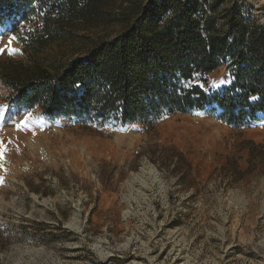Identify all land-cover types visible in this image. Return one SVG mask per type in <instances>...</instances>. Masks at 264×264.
<instances>
[{"label":"rangeland","instance_id":"rangeland-1","mask_svg":"<svg viewBox=\"0 0 264 264\" xmlns=\"http://www.w3.org/2000/svg\"><path fill=\"white\" fill-rule=\"evenodd\" d=\"M219 1L264 23V0ZM154 2L108 0L100 18L62 22L39 54L30 38L51 3H14L0 12V66H59ZM203 79L209 96L232 82L228 65ZM20 97L0 76V264H264V113L234 125L210 104L122 123L51 116Z\"/></svg>","mask_w":264,"mask_h":264},{"label":"trees","instance_id":"trees-1","mask_svg":"<svg viewBox=\"0 0 264 264\" xmlns=\"http://www.w3.org/2000/svg\"><path fill=\"white\" fill-rule=\"evenodd\" d=\"M24 1L0 0V12ZM46 1L51 4L42 17L44 25L30 38L29 48L36 54L65 36L62 22L100 18L108 2ZM161 2L140 9L134 5L133 16L123 18L128 25L124 32L95 40L86 49L79 44L86 50L83 55L59 66H44L35 59L28 69L5 61L0 76L21 94L24 105H39L51 116L111 117L128 123L214 104L228 124L256 120L264 113V23L244 15L238 4L219 9V0L206 6L199 0ZM221 65H228L232 82L209 96L197 81L205 82L203 78ZM252 146L254 158L262 146Z\"/></svg>","mask_w":264,"mask_h":264},{"label":"snow or ice","instance_id":"snow-or-ice-1","mask_svg":"<svg viewBox=\"0 0 264 264\" xmlns=\"http://www.w3.org/2000/svg\"><path fill=\"white\" fill-rule=\"evenodd\" d=\"M25 127H26V123H25V125H24ZM0 156H2V153H0Z\"/></svg>","mask_w":264,"mask_h":264}]
</instances>
